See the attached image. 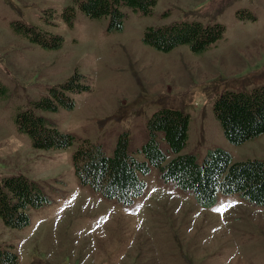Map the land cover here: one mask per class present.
<instances>
[{
	"label": "rangeland",
	"instance_id": "1",
	"mask_svg": "<svg viewBox=\"0 0 264 264\" xmlns=\"http://www.w3.org/2000/svg\"><path fill=\"white\" fill-rule=\"evenodd\" d=\"M76 2L0 0V84L6 89L0 94V178L24 175L50 198L29 211L22 229L0 218V245L16 253L18 264H264V207L238 195L201 207L190 193L164 184L155 169L144 177V193L124 205L80 185L72 164L83 140L111 153L126 132L131 148H139L147 119L160 107L189 114L186 152L201 158L220 147L236 161L264 158V134L233 145L212 111L219 93L264 85V0H158L147 16L124 7L121 31H109V17L91 18ZM73 5L68 23L61 13ZM174 21L221 23L224 36L202 54L143 43L145 27ZM14 22L61 36L62 46L34 44L14 32ZM75 72L89 89L68 93L73 108L37 111L73 135L74 144L34 148L17 130L16 114Z\"/></svg>",
	"mask_w": 264,
	"mask_h": 264
},
{
	"label": "trees",
	"instance_id": "2",
	"mask_svg": "<svg viewBox=\"0 0 264 264\" xmlns=\"http://www.w3.org/2000/svg\"><path fill=\"white\" fill-rule=\"evenodd\" d=\"M81 12L91 18L109 17L108 30L121 31L128 7L140 15H151L158 0H76ZM76 6L62 10L71 23ZM244 17H250L246 14ZM243 18V17H241ZM15 33L45 49L62 46L61 36L36 30L22 22L12 23ZM221 23L203 24L199 21H174L161 26H147L143 31L145 45L169 52L187 46L194 54H202L223 38ZM84 76L73 73L66 81L49 88L48 96L32 102L27 110L15 116L16 128L26 134L36 149L68 148L75 137L61 132L48 118L38 112H54L63 107L71 109L73 99L68 93L86 91ZM5 87L0 84V94ZM212 111L224 137L240 145L264 134V85L249 90H225L212 100ZM190 116L173 107H160L147 119L146 140L132 149L129 135L120 134L111 153L103 145L81 141L72 155L75 176L80 185L107 200L127 205L146 189L144 177L155 169L160 180L174 188L190 193L201 207H212L218 196L238 195L243 201L264 207V158L233 160L229 151L216 147L203 157L184 151L189 138ZM136 154L142 158L136 157ZM50 202L45 190L24 175L0 178V218L11 228L22 229L30 222L29 211ZM0 264H18V256L9 246L0 245Z\"/></svg>",
	"mask_w": 264,
	"mask_h": 264
}]
</instances>
